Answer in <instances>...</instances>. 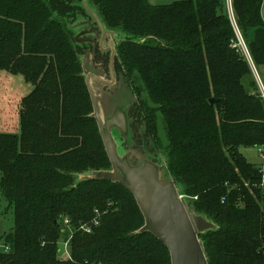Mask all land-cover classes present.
Listing matches in <instances>:
<instances>
[{
	"label": "trees",
	"instance_id": "1",
	"mask_svg": "<svg viewBox=\"0 0 264 264\" xmlns=\"http://www.w3.org/2000/svg\"><path fill=\"white\" fill-rule=\"evenodd\" d=\"M87 2L108 31L126 36L115 48V76L155 105L143 99L136 114L128 103L131 126L146 121L156 132L163 120L171 182L217 225L200 234L208 263L264 264L263 174L241 153L264 146V102L235 46L238 28L264 69V0H232L234 21L227 0ZM89 15L83 0H0V71L33 86L21 134L0 133V192L14 210L0 264H171L165 244L141 232L135 197L94 177L112 166L92 116L86 45L72 29ZM96 218L92 233L79 231ZM70 235L71 260H62Z\"/></svg>",
	"mask_w": 264,
	"mask_h": 264
},
{
	"label": "rangeland",
	"instance_id": "2",
	"mask_svg": "<svg viewBox=\"0 0 264 264\" xmlns=\"http://www.w3.org/2000/svg\"><path fill=\"white\" fill-rule=\"evenodd\" d=\"M149 1L152 5L164 6L183 0H149ZM227 8L229 11L230 6L228 4H227ZM89 9H90L89 11L90 15L85 17V19H81V18L76 19L74 25L72 26V29L75 34L74 37L75 39L80 34H82L83 31L90 30V26H94L96 29L99 30L101 34L99 40L96 39L95 34L93 33H91L90 36L83 35V37H79V40H83V39L87 40L93 38L94 41L92 42V45H90L93 48H96L97 41H99V44L101 43L102 38H104L103 46L106 49L109 48L110 46L116 48L118 43L126 39L125 34L120 31H108L100 21L97 12L95 11V8L91 6V8L89 7ZM96 16L98 17V20L96 19ZM85 20H87V22ZM98 22L99 24L101 23L103 25L105 31L104 34ZM85 23H89L90 25L88 26ZM245 44L248 48L246 41ZM240 51L242 52V50ZM242 54L245 56L243 52ZM103 56L104 57L108 56L106 59L109 60L110 51H108ZM93 57L94 59H91V63L88 64L90 73L95 74L96 71V73L101 76L103 82L111 83L112 78L109 75V71H110L109 67L105 66L104 68V63H103L101 68L97 69L99 63L95 62L96 56ZM84 59L85 57L83 58L82 63ZM84 76L85 79H87V76L86 75ZM91 85L97 96L99 94V91L102 92V97L98 96L99 111L102 119H105L106 117L107 118L110 117L109 114L113 111H116L118 107L119 109L122 108L120 103L116 104L118 100H116L117 93L114 92L117 91L115 86L110 87L108 85L109 87L108 86L104 87L105 85H102L95 79L91 80ZM117 87H119L120 89V93L118 94V96H120V99L129 98L130 102L133 101V95H132L133 92L131 93V91H133L134 89L133 86H130V84L125 83L124 79L121 77ZM32 89L33 86L27 83L22 75H13L6 71H0V133L12 134V135L21 134L20 120H21V110H23L22 101H23V97L25 95H28L32 91ZM134 95L136 96V101H137L136 104L139 107H141L143 99L147 100L146 102L148 107L149 106H151L152 108L155 107L154 103L149 99L146 93H144L141 96L142 99L139 98V95L135 93ZM138 109L139 110H137L136 114H141L140 108ZM164 126H165L164 122L163 120H161V118L159 119V121H156V127H155L156 132L155 130H153V127H151L152 129L150 130L149 125L146 126V121L137 122L135 127L126 125V127H124V129L122 130L118 128H114L113 131L111 132V137L121 161L128 163L132 167H138L143 162H152L156 166L158 165L160 167L159 169L161 172L160 180L164 184H169L172 181V179L168 170L166 169V148L168 142L166 140V132ZM147 129L149 130V134L147 133ZM241 153L245 156L247 161L252 164L256 165L259 162H261V158L259 157L258 154V148H242ZM111 170L112 167L108 171ZM86 178H89V176L88 175L80 176V179H86ZM0 179H1V174H0ZM13 226H14V210L13 208L9 207L8 203L4 200L0 192V248L4 247L3 236L6 233H8L10 230H12ZM216 226L217 225L215 224V228H217Z\"/></svg>",
	"mask_w": 264,
	"mask_h": 264
},
{
	"label": "water",
	"instance_id": "3",
	"mask_svg": "<svg viewBox=\"0 0 264 264\" xmlns=\"http://www.w3.org/2000/svg\"><path fill=\"white\" fill-rule=\"evenodd\" d=\"M85 8L90 11L87 0H83ZM98 20V17L96 16ZM99 24V22H98ZM100 28L105 33L103 25ZM76 43H82L79 37ZM104 38L101 40L103 49ZM112 52V64L115 60L116 50L109 47ZM88 56L82 63L84 75L87 76L86 85L93 106V117L95 118L100 135L102 137L107 155L111 162V171H101L95 174V179L121 184L136 199L145 219L142 233H150L158 238L168 248L171 256V264H209L205 254L200 234L215 228V224L205 216L197 214L187 202V197L182 195L178 187L170 182L164 184L160 180V167L152 162H143L138 167H132L120 160L112 141L111 132L114 128L124 129L126 119L122 108L111 112L110 117L102 119L99 111L98 96L91 85V80L103 82L99 76L91 74L88 68ZM113 66V65H112ZM112 85L115 83L114 70L111 67ZM214 104L215 101L211 100Z\"/></svg>",
	"mask_w": 264,
	"mask_h": 264
},
{
	"label": "built area",
	"instance_id": "4",
	"mask_svg": "<svg viewBox=\"0 0 264 264\" xmlns=\"http://www.w3.org/2000/svg\"><path fill=\"white\" fill-rule=\"evenodd\" d=\"M231 9V3L232 0H227ZM230 15L234 21V15H233V11L232 9L230 10ZM237 31V36H238V44L236 45L237 47H240L242 50V52L245 54V56L247 57L249 63H250V67L257 85V90H258V94L260 96V98L262 99V101L264 102V74H262L260 72V70L257 68V66L255 65L250 52L245 44L244 39L242 38V36L240 35V32L238 30V28H236ZM258 153L260 155L261 158V164L260 166V172L263 174V181H262V187H264V146H260L258 147ZM98 213V212H97ZM100 221L98 218H96L94 221L89 222V223H84L79 227V231L85 233V234H90L92 233L93 229L97 226H99ZM65 227L68 230H72L71 229V224L69 220H65L64 222ZM73 236L70 235L69 239L63 241L60 244V248L58 250L62 260H71V253H70V242L72 240Z\"/></svg>",
	"mask_w": 264,
	"mask_h": 264
},
{
	"label": "flooded vegetation",
	"instance_id": "5",
	"mask_svg": "<svg viewBox=\"0 0 264 264\" xmlns=\"http://www.w3.org/2000/svg\"><path fill=\"white\" fill-rule=\"evenodd\" d=\"M85 24H87L88 26L90 25L89 23H85ZM82 33H84V35L85 36H90V34L91 33H93V34H95V37H96V39L97 40H99V38L101 37V34H100V32H99V30L98 29H96L94 26H90V30H85V31H83ZM81 37H83V35L81 36ZM82 41V43H80V45H86V47H84V49H86V51L85 52H87V54L85 55V56H88V60H89V64L91 63V59H94V57L93 56H96L95 57V62L96 63H99V66H98V68L97 69H100L101 68V66H102V64L104 63V68H105V66L106 67H109V75H110V77H111V67L113 68V70H114V63L112 64V52L110 51V49H106V48H104V46H103V49L101 48V44H99V46H100V51H101V53L102 54H99V55H96V48H93V47H91L90 45H92V42L94 41L93 40V38H90V39H87V40H81ZM99 42V41H98ZM87 44H88V46H87ZM108 51H110V58H109V60L108 59H106L108 56H103V55H105V53H107ZM84 56V57H85ZM103 59H104V61H103ZM106 62V63H105ZM113 65V66H112ZM90 68H91V66H90ZM108 69V68H107ZM95 71V70H94ZM114 74H115V72H114ZM94 75H96V76H99V78L101 79V76L99 75V74H97L96 73V71H95V74ZM112 78V77H111ZM117 78V79H116ZM96 80V79H95ZM102 80V79H101ZM97 81V80H96ZM99 83H101L102 85H104L103 83H107V82H100V81H98ZM118 82H119V78L118 77H116L115 76V83H113L112 85H109L110 87L112 86H115V88H116V90L117 91H114L115 93H117V98H116V100H118L117 101V103L116 104H119L120 103V105H121V107H122V111L124 112V118L126 119L125 121H126V123L127 124H129L130 126L132 125V124H130V114H131V110L132 109H130V111H129V107L127 106V105H129L128 103H131L130 102V99L129 98H125V99H120V96H118V94L120 93V89H119V87H117V85H118ZM112 83V82H111ZM116 84V85H115ZM108 86V85H107ZM106 85L104 86V87H107ZM108 86V87H109ZM98 94V93H97ZM133 95V101H132V103H134L135 102V104H136V96L134 95V93L132 94ZM98 96L99 97H102V92L101 91H99V94H98ZM98 97V98H99ZM134 98H135V100H134ZM135 104H133L132 105V107H135ZM139 108V106L136 104V109L137 110H139L138 109Z\"/></svg>",
	"mask_w": 264,
	"mask_h": 264
},
{
	"label": "crops",
	"instance_id": "6",
	"mask_svg": "<svg viewBox=\"0 0 264 264\" xmlns=\"http://www.w3.org/2000/svg\"><path fill=\"white\" fill-rule=\"evenodd\" d=\"M227 4L229 5V3H228V1H227ZM231 9H232V3H231ZM229 11H230V8H229ZM233 11V10H232ZM231 12V11H230ZM263 18H264V8H263ZM262 74H264V69H261V71H260ZM27 95H25L24 97H23V99L26 97ZM22 111V110H21ZM2 134H4V133H2ZM259 154V153H258ZM259 157H260V155H259ZM261 164V162H259L258 164H256V165H260Z\"/></svg>",
	"mask_w": 264,
	"mask_h": 264
}]
</instances>
